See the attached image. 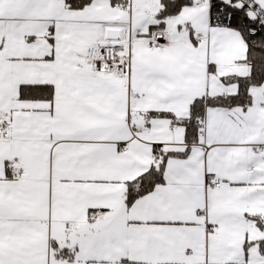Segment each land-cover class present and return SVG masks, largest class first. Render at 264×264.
Returning a JSON list of instances; mask_svg holds the SVG:
<instances>
[{
    "label": "snow or ice",
    "instance_id": "1",
    "mask_svg": "<svg viewBox=\"0 0 264 264\" xmlns=\"http://www.w3.org/2000/svg\"><path fill=\"white\" fill-rule=\"evenodd\" d=\"M0 264H264V0H0Z\"/></svg>",
    "mask_w": 264,
    "mask_h": 264
}]
</instances>
